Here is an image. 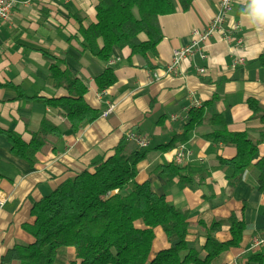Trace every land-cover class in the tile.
Listing matches in <instances>:
<instances>
[{"label": "crops", "instance_id": "0c3cea01", "mask_svg": "<svg viewBox=\"0 0 264 264\" xmlns=\"http://www.w3.org/2000/svg\"><path fill=\"white\" fill-rule=\"evenodd\" d=\"M19 1L25 3L14 8L8 23L0 25V83L18 87L31 99L18 97L15 88L0 87V129L14 131L29 143L41 120L47 118L63 127V132L60 138H50L49 146L37 154L32 167L10 154V143L0 135V264L14 245L33 242L21 226L31 221L34 203L51 194L61 182L90 169L94 161L110 156L132 131L152 139L146 158L137 165L134 183L149 182L153 192L164 196L169 204L189 211V246L200 250L204 245L201 222L209 226L234 213L245 223L242 243L222 254L215 264H255L249 262V256L264 255V242L254 244L264 240V195L258 191L257 182L260 172L251 165L228 198L227 167H214L219 159H232L236 148L208 137L226 129L230 133L247 132L256 140L262 127L259 120L251 118L247 101L253 98L264 107V40L255 39L241 22L239 0L226 22L228 26L240 23L244 47L238 49L214 36L205 45V61L198 55L186 58L171 74L166 70L173 50L189 44L194 30L201 31L209 25L221 0H193L187 11L176 2L175 13L159 17L163 38L157 46V56L151 58L153 69L141 56H132L128 48L114 51L113 64L83 49L79 29L96 22L98 0ZM141 39L145 40V36ZM237 58H244L245 65L233 69L231 63ZM57 62L61 70H69L86 85L84 100L99 112L95 121L82 123L77 132L70 129L60 110L32 98L67 94L64 89H54L49 77V66ZM199 67H205L204 75L198 74ZM107 68L114 71L117 81L103 92L97 89L94 79ZM109 107L112 112L104 116ZM198 110L204 111L206 121L196 126L186 141L177 139L165 151L156 149L181 136L192 112ZM212 117H222L224 127ZM181 143L195 157L180 167L201 173L187 186H181L177 176L159 172L161 167L175 165V148ZM126 144L129 150L137 149L133 143ZM260 155L264 158V144ZM155 236L153 254L172 245L160 228L155 230ZM215 237L227 240L228 227L218 229ZM74 260L75 250L63 248L54 264Z\"/></svg>", "mask_w": 264, "mask_h": 264}, {"label": "trees", "instance_id": "16d2710c", "mask_svg": "<svg viewBox=\"0 0 264 264\" xmlns=\"http://www.w3.org/2000/svg\"><path fill=\"white\" fill-rule=\"evenodd\" d=\"M176 2L183 11L189 10L193 0H98L96 22L80 28L81 45L93 57L108 62L115 50L128 48L131 55L141 56L146 66L153 69L151 58L157 56L162 40L159 17L177 11ZM145 36V40L141 36ZM59 63H63L59 61ZM130 63V62H129ZM54 89H64L66 95L58 98H38L52 109L60 110L70 129L77 132L82 123H92L99 112L84 100L87 87L69 70H61L58 62L48 68ZM117 79L111 68L95 77L98 90H107ZM0 87L15 88L18 97H27L18 87L0 83ZM211 102L205 104L209 106ZM247 104L251 118L259 120L261 129L256 140L247 132L230 133L226 129L209 134L216 142L232 144L236 154L232 159H219L215 168L227 167V196L242 181L246 170L255 165L259 170L258 191L264 195V158L260 146L264 144V107L250 98ZM224 127L222 117H212ZM206 121L203 110L192 112V117L181 136L156 149L165 151L177 139L186 141L188 134ZM63 127L47 118L26 143L14 131L0 129V135L10 143L9 152L25 160L31 167L37 154L49 146L50 138H60ZM126 140L113 149L107 158H100L90 169L61 182L48 196L34 203L30 222L21 228L33 238L28 245L16 244L1 259V264L17 261L19 264H54L63 248L75 250V260L69 264H215L224 253L240 247L245 223L236 214L217 219L205 229V243L200 250L188 244L190 213L169 204L166 198L151 189L149 182L136 184L137 165L146 158L147 150H129ZM159 169L179 178L181 186L192 184L201 175L178 165ZM133 185V188H130ZM140 222V226L137 223ZM228 227L229 238L220 241L215 233ZM160 228L172 245L153 254L155 230ZM249 262L264 264V255L253 254Z\"/></svg>", "mask_w": 264, "mask_h": 264}, {"label": "built area", "instance_id": "2783aa9c", "mask_svg": "<svg viewBox=\"0 0 264 264\" xmlns=\"http://www.w3.org/2000/svg\"><path fill=\"white\" fill-rule=\"evenodd\" d=\"M25 2H20L19 0H0V25L8 23L11 19L13 10L20 4ZM236 0H221L218 6V10L214 17L211 19L209 25L201 30H194L192 32L193 39L189 44L178 47L172 52L171 64L167 67V73H175L183 60L194 55H198L202 61H205L207 56L205 53L206 43L214 36H219V38L228 43L232 44L238 49H242L245 45L244 39L240 36L241 25L239 22L234 23L232 26L227 25V17L233 10ZM115 59H110V64L114 63ZM244 58H237L231 63V68H237L239 66H244ZM197 72L200 75H204L206 72L205 67L197 68ZM112 107L104 113L107 116L111 113ZM125 140L127 142L133 143L139 150H147L152 147V139L149 135L140 132L132 131L129 132ZM193 160V152L186 145H179L176 148L174 162L177 165H183L185 163H190ZM264 240L255 241V245L263 243Z\"/></svg>", "mask_w": 264, "mask_h": 264}, {"label": "clouds", "instance_id": "9594fccd", "mask_svg": "<svg viewBox=\"0 0 264 264\" xmlns=\"http://www.w3.org/2000/svg\"><path fill=\"white\" fill-rule=\"evenodd\" d=\"M239 5L241 22L255 39L264 40V0H239Z\"/></svg>", "mask_w": 264, "mask_h": 264}, {"label": "rangeland", "instance_id": "374dc122", "mask_svg": "<svg viewBox=\"0 0 264 264\" xmlns=\"http://www.w3.org/2000/svg\"><path fill=\"white\" fill-rule=\"evenodd\" d=\"M101 91H103V90H101ZM103 92H104V91H103ZM108 109H109V108H108ZM108 109H107V110H108ZM107 110H106V111H107ZM106 111H105V112H106ZM105 112H104V113H105ZM111 112H112V111H111ZM104 113H103V115H104ZM109 114H110V113H109ZM109 114H108V115H109ZM108 115H107V116H108ZM179 145H185V144L181 143V144H179ZM179 145H178V146H179ZM178 146H177V147H178ZM177 147H176V148H177ZM176 148H175V151H176ZM192 152H193V151H192ZM194 157H195V155H194V152H193V159H194ZM192 161H193V160H192ZM174 163H175V162H174ZM175 165H177V164H175ZM178 166L180 167L181 165H178Z\"/></svg>", "mask_w": 264, "mask_h": 264}]
</instances>
